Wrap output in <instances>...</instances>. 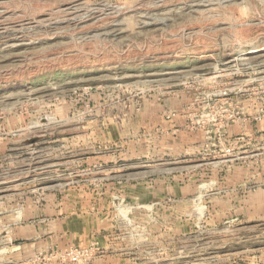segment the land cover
Returning <instances> with one entry per match:
<instances>
[{
  "label": "rangeland",
  "instance_id": "rangeland-1",
  "mask_svg": "<svg viewBox=\"0 0 264 264\" xmlns=\"http://www.w3.org/2000/svg\"><path fill=\"white\" fill-rule=\"evenodd\" d=\"M0 264H264V0H0Z\"/></svg>",
  "mask_w": 264,
  "mask_h": 264
}]
</instances>
